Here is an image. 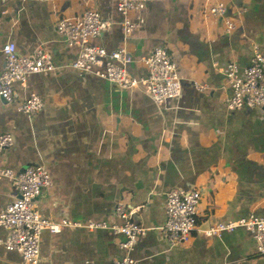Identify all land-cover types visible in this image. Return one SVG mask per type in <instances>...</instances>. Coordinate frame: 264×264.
Here are the masks:
<instances>
[{
	"label": "crops",
	"instance_id": "1",
	"mask_svg": "<svg viewBox=\"0 0 264 264\" xmlns=\"http://www.w3.org/2000/svg\"><path fill=\"white\" fill-rule=\"evenodd\" d=\"M117 1L0 0V72L6 42L20 55L43 45L60 66L14 84L17 101L0 98V133L13 136L0 151V167L48 170L52 184L35 199L44 218L111 220L122 200L139 208L133 219L146 228L129 252L119 246L124 237L109 230H44L38 264H112L126 254L135 264H264L245 228L212 236L198 231L264 217V107L229 111L224 100L231 90L220 70L230 61L243 69L255 47L264 51V0H226L230 32L203 10L204 0H150L143 25L128 39ZM90 7L112 24L93 43L109 51L124 45L133 75L144 76V58L166 47L181 75L180 96L157 104L140 88L120 89L70 67L78 49L55 24ZM31 94L43 106L28 116L18 103ZM170 189L201 195L197 230L183 244L170 245L160 232ZM16 196L11 181L0 178V212ZM0 264L24 262L0 245Z\"/></svg>",
	"mask_w": 264,
	"mask_h": 264
},
{
	"label": "built area",
	"instance_id": "2",
	"mask_svg": "<svg viewBox=\"0 0 264 264\" xmlns=\"http://www.w3.org/2000/svg\"><path fill=\"white\" fill-rule=\"evenodd\" d=\"M150 0H118L117 10L122 16L120 26L124 39L140 28L145 20V9ZM203 10L213 18L219 19L226 32L233 29V21L227 15L226 0H204ZM111 22L103 20L94 8H85L80 14L57 20L55 28L60 37L69 45L77 47V56L70 67L93 74L120 89H142L155 103L177 98L181 94V75L176 62L166 47L158 46L144 58V76H135L128 70L132 57L124 45L115 50H106L95 45L93 40L111 28ZM4 68L0 72V98L6 103L17 101L14 84H22L28 76L35 73L55 74L60 66L52 60L45 46L36 47L28 55H20L13 42L2 46ZM216 66V64H214ZM223 85L231 90L225 98L229 111L240 108L264 107V51L254 48L249 63L240 69L235 61L224 68ZM43 106V99L31 94L18 108L28 116L35 115ZM13 143L10 133H0V151ZM0 178H7L15 188L17 196L0 212V228L6 236L1 240L6 250L17 251L24 264H38L41 234L44 230L58 233L63 227L84 228L89 231L109 230L121 234L124 239L119 246L129 252L138 237L146 228L136 223L133 214L138 207H128L119 201L110 217L111 220L72 221L61 219L53 221L44 218L35 208V199L52 184L48 170L42 165H30L22 172L0 167ZM197 189H170L165 192V220L160 227L161 236L170 245L183 244L197 230L196 218L200 202ZM119 219L120 223H116ZM237 227L248 230L256 244L259 254H264V217L251 215L235 222L216 223L198 229L206 236L219 235L233 231ZM112 264H135L133 259L124 255Z\"/></svg>",
	"mask_w": 264,
	"mask_h": 264
},
{
	"label": "water",
	"instance_id": "3",
	"mask_svg": "<svg viewBox=\"0 0 264 264\" xmlns=\"http://www.w3.org/2000/svg\"><path fill=\"white\" fill-rule=\"evenodd\" d=\"M25 168H22V170H20L19 172H22Z\"/></svg>",
	"mask_w": 264,
	"mask_h": 264
}]
</instances>
